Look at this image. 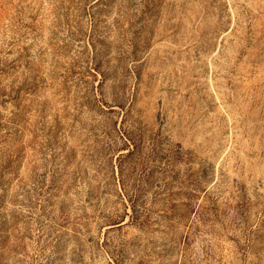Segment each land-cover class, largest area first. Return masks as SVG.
Instances as JSON below:
<instances>
[{
  "label": "rangeland",
  "instance_id": "obj_1",
  "mask_svg": "<svg viewBox=\"0 0 264 264\" xmlns=\"http://www.w3.org/2000/svg\"><path fill=\"white\" fill-rule=\"evenodd\" d=\"M0 122V264H264V0H0Z\"/></svg>",
  "mask_w": 264,
  "mask_h": 264
},
{
  "label": "trees",
  "instance_id": "obj_2",
  "mask_svg": "<svg viewBox=\"0 0 264 264\" xmlns=\"http://www.w3.org/2000/svg\"><path fill=\"white\" fill-rule=\"evenodd\" d=\"M0 126H1V122H0ZM125 135H126V133H124ZM12 156V155H11ZM10 163H12V161H10ZM3 167V165H0V167ZM2 173H0V183H1V178H2V175H1Z\"/></svg>",
  "mask_w": 264,
  "mask_h": 264
}]
</instances>
